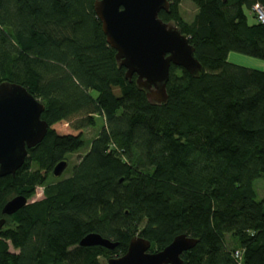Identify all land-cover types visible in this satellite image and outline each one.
<instances>
[{"label":"trees","instance_id":"16d2710c","mask_svg":"<svg viewBox=\"0 0 264 264\" xmlns=\"http://www.w3.org/2000/svg\"><path fill=\"white\" fill-rule=\"evenodd\" d=\"M190 1L189 22L182 0L158 16L186 35L202 71L171 65L157 104L125 77L94 0H0V83L25 87L48 124L14 175L0 176V264H101L134 236L158 251L179 234L197 239L184 264H264V194L253 186L264 179V71L227 60L231 51L264 60V25L251 11L264 0ZM96 116L104 124L85 154L50 182ZM40 186L41 199L2 215ZM89 233L118 244L80 246Z\"/></svg>","mask_w":264,"mask_h":264},{"label":"water","instance_id":"95a60500","mask_svg":"<svg viewBox=\"0 0 264 264\" xmlns=\"http://www.w3.org/2000/svg\"><path fill=\"white\" fill-rule=\"evenodd\" d=\"M168 0H94L93 10L100 21L106 43L115 51V60L125 69V77L135 75L137 87L148 101L167 100L166 83L171 65L196 76L202 66L194 55L186 35L172 23L162 21L158 14L167 11ZM44 105L20 84L0 83V176L14 175L24 164L27 151L38 145L46 135L48 124L41 118ZM67 161L53 168L60 176ZM28 204L21 195L8 200L2 215L10 216ZM5 220L0 219V229ZM197 239L179 234L164 248L149 251L150 242L140 236L129 240L126 252L111 257L107 264H184L181 255L190 250ZM117 242L97 233L85 235L80 246H100L113 250Z\"/></svg>","mask_w":264,"mask_h":264},{"label":"rangeland","instance_id":"374dc122","mask_svg":"<svg viewBox=\"0 0 264 264\" xmlns=\"http://www.w3.org/2000/svg\"><path fill=\"white\" fill-rule=\"evenodd\" d=\"M178 12L184 21L189 22L192 20L194 14L197 12V8L190 0H182V2L179 4ZM248 21L249 22L253 21V17L249 14H248ZM227 60L230 63L237 64L239 66H243L247 68H254L255 70L264 71V60L261 58H256V57H252V56H248L245 54L231 51L228 54ZM103 124H104L103 119L96 116L95 124L85 129L83 132L82 147L79 150L73 153H69L66 156L67 166L65 167V169L63 170L60 176L56 177L53 175L52 177H50L49 179L50 182H55L57 180L63 179L71 174L73 165L76 164L79 158L85 154V152L87 151L89 147L91 140L100 132V130L103 127ZM253 186H254V189L256 190L257 199H260L264 194V179L255 180L253 183ZM42 197H43V187L42 186L36 187L35 194L33 195L32 198L28 200V202L39 200ZM226 238L229 244L230 242L229 236H227ZM149 251L151 250L149 249ZM100 262L101 264H107V259L101 257Z\"/></svg>","mask_w":264,"mask_h":264},{"label":"built area","instance_id":"2783aa9c","mask_svg":"<svg viewBox=\"0 0 264 264\" xmlns=\"http://www.w3.org/2000/svg\"><path fill=\"white\" fill-rule=\"evenodd\" d=\"M251 11L253 12L255 19L257 22L264 25V6L258 2L254 3L251 7ZM235 256L238 257L239 253L236 251Z\"/></svg>","mask_w":264,"mask_h":264}]
</instances>
